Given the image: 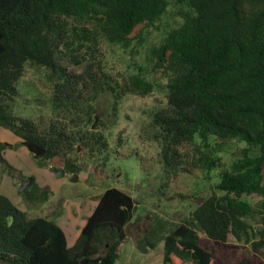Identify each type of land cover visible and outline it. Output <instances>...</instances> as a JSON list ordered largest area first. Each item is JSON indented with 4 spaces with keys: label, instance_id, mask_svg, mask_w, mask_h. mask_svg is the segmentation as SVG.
<instances>
[{
    "label": "trees",
    "instance_id": "16d2710c",
    "mask_svg": "<svg viewBox=\"0 0 264 264\" xmlns=\"http://www.w3.org/2000/svg\"><path fill=\"white\" fill-rule=\"evenodd\" d=\"M170 4L177 7L180 23L151 51L167 76L166 104L151 119L165 173L177 175L184 159L179 149L196 139L238 140L247 147L228 170L208 158L206 166L218 172L215 190L221 195L213 192L174 229L165 232L155 225L147 235L136 234L137 248L144 253L141 243L152 248L162 242L163 264H264V228L247 237L250 256L234 260L228 241L250 229L246 220L253 208L242 196L264 198V0H0V128L19 138L43 166L61 163L65 172L78 173L70 156L76 145L106 146L103 136L88 128L90 113L79 110L77 89L86 82L79 70L91 83L88 99L108 91L114 110L122 94L147 95L151 86L141 74L112 80L98 54L104 44L127 48L131 34L153 25ZM27 63L63 79L52 112L73 107L68 125L49 122L41 129L12 115ZM8 148L0 142V166L11 174L14 169L2 155ZM29 189L24 197L38 199L39 188L32 183ZM46 194L42 190L40 198ZM134 213L129 194L106 190L69 247L55 222L28 218L0 194V264H81L83 259L118 264Z\"/></svg>",
    "mask_w": 264,
    "mask_h": 264
},
{
    "label": "rangeland",
    "instance_id": "374dc122",
    "mask_svg": "<svg viewBox=\"0 0 264 264\" xmlns=\"http://www.w3.org/2000/svg\"><path fill=\"white\" fill-rule=\"evenodd\" d=\"M176 11L177 7L170 4L153 25L141 26L131 34L132 40L127 48L104 44L98 54L103 72L112 80L121 81L141 74L151 86L147 95L122 94L114 110L113 98L108 91L98 93L92 101L88 99L91 83L79 70L82 81L86 79L77 89L80 92L77 100L79 110L90 113L92 123L88 128L96 135L101 134L106 146L86 149L76 145L70 156L72 164L79 168L78 173L65 172L61 163L38 166L34 157L20 144V139L0 128V141L11 145L2 155L14 169L9 174L0 166V194L24 211L28 218L44 217L55 222L63 230L69 247L74 244L103 192L115 188L134 199V226L121 246L118 264H163L162 242L154 243L152 248L141 243L145 247L142 253L134 236L147 235L155 225L164 227L167 232L184 224L206 198L217 192L218 172L215 167L206 166V160L213 158L219 161L217 165H221L222 171L228 170L240 157V151L247 147L238 140L222 142L208 138L201 143L196 139L179 149L184 159L177 175L165 173L161 147L155 141L151 119L166 104L167 76L155 64L151 51L179 25ZM93 69L99 75L97 65ZM57 77H52L44 67L27 63L17 83L18 97L11 105L12 115L32 120L41 129L49 122L68 125L73 107H68L67 113L61 114L57 108L56 113L52 112L56 85L64 83ZM50 167L63 169L65 173L57 177ZM28 178H33L32 183L39 188L35 193L39 197L36 200H27L24 192L18 191ZM44 189H47V194L42 199L40 192ZM217 195L221 193L217 192ZM241 199L251 205L253 213L246 220L250 227L248 235L239 239L229 237L234 260L250 256L246 239L264 228V198L244 195ZM183 264L192 262L186 260Z\"/></svg>",
    "mask_w": 264,
    "mask_h": 264
},
{
    "label": "water",
    "instance_id": "95a60500",
    "mask_svg": "<svg viewBox=\"0 0 264 264\" xmlns=\"http://www.w3.org/2000/svg\"><path fill=\"white\" fill-rule=\"evenodd\" d=\"M33 157H34V159L37 161V165L40 166V167H42V166H43V161L37 159V156H33ZM49 169H50V171L54 172L55 175H56L57 177H61V176H63L64 173H65L63 169L58 170L56 167H50ZM32 181H33V178H28V179H26L25 182L22 183V184L20 185V187H19V189H18L19 193L24 192V191L27 189V187L32 183ZM81 264H87V263H86V261L83 259V260L81 261Z\"/></svg>",
    "mask_w": 264,
    "mask_h": 264
},
{
    "label": "crops",
    "instance_id": "0c3cea01",
    "mask_svg": "<svg viewBox=\"0 0 264 264\" xmlns=\"http://www.w3.org/2000/svg\"><path fill=\"white\" fill-rule=\"evenodd\" d=\"M1 134V133H0ZM0 142H3V141H0ZM8 143V142H7Z\"/></svg>",
    "mask_w": 264,
    "mask_h": 264
}]
</instances>
